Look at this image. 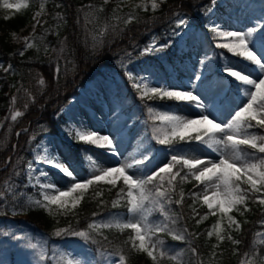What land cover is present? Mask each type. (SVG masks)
I'll return each mask as SVG.
<instances>
[{"label":"snow or ice","instance_id":"6c2138e0","mask_svg":"<svg viewBox=\"0 0 264 264\" xmlns=\"http://www.w3.org/2000/svg\"><path fill=\"white\" fill-rule=\"evenodd\" d=\"M128 0H120V3ZM48 0H41L39 11L35 13L33 19L36 25L41 23V18L46 13V4ZM111 0H102V6L95 9L99 13L106 14V8ZM220 0H210V4L204 5L199 2L193 4L188 0L187 5L194 8H201L202 14L208 23L205 25L211 38H226L227 42L216 43L218 49H226L227 53L234 57L241 58L253 67L258 76L253 78L249 73L236 69L230 62L221 65V71L224 73V79H230L237 84V93L242 94L240 104L232 109L230 119L227 121L220 119L215 115L217 108V97L222 94L214 87L209 79L212 71V60L204 55L198 60L199 67L191 71L188 85L178 84L175 88L169 87L167 83L156 84L150 79L153 75L143 76L140 73H133L130 64L134 62L132 51L122 50L123 56L118 54L119 66L123 69L129 84L135 93L136 99L142 102L152 100H170L197 110V118H185L177 114H170L169 111L157 112L152 106L144 105L147 113L150 114L144 121L152 123L149 127L152 130V139L159 145L168 146L166 151V162L154 165L149 168L152 154L148 152L141 158H132L121 160L119 151L123 135L126 128H131L132 124L124 120L126 115V106L129 97L121 95L118 91L112 96H105V105L108 109L109 122L112 125L108 134H100L93 130H85L83 125L77 127L69 124L64 131L70 139L76 142H82L93 148L104 149L107 154L116 159L117 166L101 167L92 155L87 152L84 157L89 165L88 177L78 180L75 169L70 163L60 158L59 152L54 147H50L44 141L32 147V159L27 160L23 167H20L24 157H19L13 163V158L9 156L0 167V171L11 168L7 179L3 181V190H0V212L7 214L8 206L11 204L12 211L15 213L19 208L21 212L31 208H40L49 214L68 215L80 205L85 194L94 190V198L101 197L103 191L99 190L101 185H107L108 190L117 189L116 199L111 201V208L117 209L123 207L126 214L121 212H109L107 217L101 221H93L88 224L86 230H76L71 225L65 228H57L52 235L56 237L79 238L85 245H97L91 256H84L83 259L69 256L66 253L59 254V261L62 264H128L129 256L125 254L123 247H117L109 251L104 241L111 244L107 236L103 235L102 230H115L119 233L130 232L124 244L129 246L130 252L143 254L151 261V264H164L165 261L171 264H202L198 258L200 253L196 246H193V240L196 234L189 232L187 227H177L178 220L184 219L181 214L175 211V207L182 206L185 202V191L180 187L177 193V185L185 182L194 181V187L203 186V191H193L189 195L193 204L200 201L207 207V213L196 220L199 225L201 221L206 220L208 215L217 217L216 222L207 231V236H215L217 243L211 245L212 257L216 256V249L220 247L225 240L231 242L234 246H239L243 241L234 238L231 231L240 232L242 225L236 219L233 212L241 217L245 213L253 211L250 204L258 205L264 209V38H253L256 33H264V10L261 11L260 18L257 19L255 27L247 31L227 30L221 25L215 24L211 20V15L215 12ZM152 10L160 7L157 0H140L135 5L136 9ZM63 7L62 5H54ZM29 7L28 0H0V9L6 12L18 13L22 9ZM90 10L93 5L87 6ZM119 9L112 8L111 12L115 14ZM86 16L92 15L89 11ZM176 19L173 27L168 33L169 38L166 42H159L160 37L153 33L149 41L143 46H138L133 37H129L133 50L138 48L139 56L154 55L163 56L169 49L175 46L178 39H183L189 35L188 28L190 18L184 13H175ZM8 19V16L4 17ZM58 19H64L57 13ZM120 20V17H115ZM79 22V21H77ZM140 17L135 11L130 12L123 20V28L118 24H105L98 34H93L90 46V58H99L104 53L106 46L114 44L118 38L126 34V29L131 31L128 26L139 23ZM153 23L156 18L153 17ZM34 25V32L35 27ZM59 35V33H57ZM193 44L199 39V36L193 34ZM110 38V39H109ZM24 49L36 48L28 37H24ZM43 43V37L40 38ZM86 42V47H87ZM187 46V44L185 45ZM64 41H61L59 51H65ZM24 49L17 53L23 57ZM39 51V49H37ZM53 51H56L53 49ZM44 52L48 48L44 46ZM222 59H226L224 53L218 54ZM127 58V59H125ZM54 80H59L60 76L65 74L58 62L55 64L49 61ZM4 72L13 71V66L9 64L5 67L0 64ZM172 72L179 69V65H171ZM185 70L187 66L185 65ZM147 71V70H145ZM171 75V72L166 73ZM223 82L222 80L220 81ZM44 83L43 80L40 81ZM103 91V89H101ZM16 101L12 97V103ZM219 103L222 105L223 100ZM100 109L101 116L104 114L103 107ZM21 111H12L10 119L16 122L21 117ZM57 115H60L58 112ZM3 125L0 124V127ZM42 129L43 125H40ZM260 131H256V130ZM29 129L24 128L17 131L19 137L22 132L27 133ZM36 137L29 138L28 143L32 144ZM192 141L197 142L196 147H174L181 142L190 145ZM201 146H204L201 148ZM13 149L16 145L12 146ZM211 150L218 159L201 158L194 153L198 151ZM147 162V163H146ZM58 171L64 177L70 180L68 187L61 190L57 185L48 179L50 173L47 169ZM24 177V189L28 187L39 188L41 190V199L28 198V202H22L24 192L20 190V185L16 181ZM35 179V183H33ZM178 196V198H176ZM11 198V199H9ZM105 201L99 200V205L104 206ZM192 208L193 219L199 213ZM55 208V213L53 209ZM93 216L98 213L93 212ZM261 225H264V213L261 214ZM244 223H247L245 220ZM226 224V228H225ZM95 233V235H93ZM0 234L7 237V231L0 230ZM264 235V233H257ZM101 239H97V237ZM13 239L19 241L21 237L12 234ZM163 237H170L172 241L187 244L186 249L174 250L166 244ZM35 250L38 245L32 243L28 245ZM44 244L39 245L38 259L40 264H48L44 258ZM233 254L242 255L243 259L239 264H264V248L257 249L254 245L247 248L243 253L239 249L233 248ZM0 264L3 261L0 260ZM215 264V261H210Z\"/></svg>","mask_w":264,"mask_h":264},{"label":"trees","instance_id":"16d2710c","mask_svg":"<svg viewBox=\"0 0 264 264\" xmlns=\"http://www.w3.org/2000/svg\"><path fill=\"white\" fill-rule=\"evenodd\" d=\"M252 1L264 10V0ZM40 2L41 0H28L29 7L27 9H22L18 13L11 12L8 19L0 14V64L5 67L9 64L13 66V71L7 73L2 68L0 69V124L3 125L0 127V167L3 166V162L9 156L13 158V163L19 157H24V161L20 166L23 167L27 160L32 159V147L40 143L46 135L57 136L65 148L76 149L78 147L76 141L70 139L64 131L68 125L61 111L69 100L78 93L79 88L84 87L87 82L97 76L113 80L117 91L121 95L129 97L125 109L127 115L133 109H136L148 119L149 114H147L144 105L151 106L153 101L146 100L142 105V102L136 99L137 93L134 92L123 69L119 66L118 54L123 56L122 50L125 49L133 52L134 62L129 65L133 73L142 74L144 70H151L155 67L166 71L171 69L174 60H183L186 56L190 57L196 42L193 44V34L190 33L185 39L184 45L187 44V46H185L182 55L176 54L171 48L160 57L154 55L140 57L138 48L133 50L128 38L133 37L138 46H143L149 41L150 36L155 33L157 37L161 38L159 42H166L169 38L168 33L171 31L173 22L176 19L175 13H184L190 18L189 28L208 31L205 27L208 21L202 14L201 8L181 7V5H187L188 0H157L160 7L152 10L149 4L147 11L136 9L135 5L121 4L120 0H111L109 5L104 6L106 14L95 11V9L102 6V0H48L44 22L38 25L35 32L29 37L37 47L24 49V43L13 44L11 34L17 32L29 22ZM197 2L204 5L210 4V0H191L193 4ZM118 4L119 9L113 14L111 9L116 8ZM54 5H62L63 7H55ZM88 5H93L94 9L90 10L87 7ZM230 5V1L226 2L225 5H218L214 12V18L217 20L223 18ZM89 11L92 12V15L86 16L85 14ZM133 11L139 15L140 22L128 26L131 31L126 29V34L118 38L114 44L106 46L104 53L99 58H90L92 35L98 34L106 23L118 24L119 27L123 28L122 20ZM57 13L64 19H58ZM115 17H120V20L115 19ZM153 17L156 18L155 23L152 22ZM41 37H43V43H41ZM61 41H64L66 46L65 51L62 53L59 51ZM45 45L48 48L47 53L44 52ZM22 49L25 51L23 57L15 54ZM53 49L56 51H53ZM230 58L238 59L235 57ZM49 61H52L53 64L58 62L62 71L65 72L58 81L53 78ZM41 80L44 81L43 84L40 83ZM12 97L16 98L14 104L12 103ZM160 103L171 104L168 100H160ZM14 110L23 113L21 117L17 118L16 122H12L10 119L11 112ZM58 112L60 115H57ZM155 114L154 112L152 115ZM151 122V120L148 121V123ZM40 125H43L44 128L39 127ZM24 128L29 129V131L27 133L22 132L17 137L16 132L22 131ZM256 131L260 130L257 129ZM32 136H35L36 139L32 144H29V138ZM180 144L184 145L183 142L177 145ZM13 145H16L15 149H13ZM10 172V167L7 170L0 171V190H3V181L7 179ZM23 180L24 177L21 176L16 181L20 185V190L24 192L22 202L27 203L29 197L41 199L42 196L37 188L34 189L30 186L26 190L24 189ZM194 183V181H190L177 185V193L180 187H183L185 191V202L182 206L175 207V211L184 217V219L178 220L177 227H187L189 232L196 234L193 246L198 248L200 255L194 259H199L202 264H210V261H215V264H239L243 257L242 255L233 254V248L238 247L239 253H243L253 245L257 249L264 248V240H257V233H264V225L260 223L264 209H260L258 205L250 204L253 211L245 213L243 217L236 212L232 213L241 222L242 228L240 232L231 231V234L234 238L241 239L243 243L234 246L231 242L225 240L215 250L216 256L213 258L211 245L217 243V241L215 236L209 238L207 231L211 229L217 217L208 215L206 220L201 221L199 225L196 224L195 221L207 213V207L200 201L193 204L189 194L193 191H203L202 185L196 188ZM108 187L107 185L100 186L99 190L103 191L101 197L94 198V190L86 193L80 205L74 210L75 215L72 213L68 215L49 214L40 208H31L23 212L17 208L14 213L11 204H9L7 214L0 212V230L7 231L9 235L5 237L0 234V241L10 240L12 234H15V230H28L29 232L46 235L51 246L73 241L94 251L98 247L97 245H85L79 238L56 237L52 233L57 228H65L69 225L76 230H86L89 223L94 220L101 221L107 217L109 212L126 214V209L123 207L111 208V201L117 198L115 195L117 189L109 191ZM101 199L106 202L104 206L99 205ZM189 205H192L199 213L195 219H193L192 208ZM53 212L55 213V208ZM93 212L98 213V215L93 216ZM245 220L247 223H244ZM102 232L111 241V244L104 241L105 247L109 251L117 247H123L125 254L129 256L128 264H151V261L145 255L130 252L129 246L124 244L130 232L119 233L114 229H104ZM163 238L166 240V244L173 247L174 250L187 248V244L172 241L170 237ZM97 239L101 238L98 236ZM164 264H171V262L165 261Z\"/></svg>","mask_w":264,"mask_h":264},{"label":"rangeland","instance_id":"374dc122","mask_svg":"<svg viewBox=\"0 0 264 264\" xmlns=\"http://www.w3.org/2000/svg\"><path fill=\"white\" fill-rule=\"evenodd\" d=\"M226 1L228 0H220L219 4L223 5ZM125 3L126 5H136L140 3V0H128V2ZM260 8L262 7H258L252 0H233L230 8L227 9V12L222 19H214L213 13L211 15V20L215 24L221 25L223 29L247 31L249 28L255 27L257 19L261 16L262 9ZM37 11H39V7L36 8L31 20L24 27L11 34V42L13 44H22L24 43V37L29 38L31 36L34 31V25H36V21L33 17ZM0 14L2 16H8L10 12L0 9ZM45 16L46 13L41 18L40 24L43 23ZM37 26L38 25H36V27ZM194 34L199 36V39L197 40V46L195 47L192 56L185 58L182 62H176V65H179L178 70L179 73L182 74L181 77H178L176 72H171V75L166 74L169 71H161V73L159 69H155L152 72L144 70L141 75L148 76L152 73L153 75L150 76V79L153 83L161 85L167 83L169 87L172 88H175L181 83L186 86L189 83L191 71L199 67L197 63L198 60L207 54V56L212 60V71H214V74L210 76L209 79L212 81L218 92L222 91V94L217 97L218 110L215 115L220 117V119L227 121V119H230L232 109L236 108L240 104L242 94L237 93L236 83H233L230 79H224V73L221 71V65L223 63L230 62L236 69L243 70L245 73L251 74L253 78L258 76V72L241 58L235 57L238 59H231L230 57H233V55L227 53L226 49H218L215 47L216 43L227 42L226 38H216L213 40L210 33L202 30H195ZM184 38L185 36L183 39ZM253 38H264V33H260L259 37H257L256 33H254ZM183 39H178L176 46L172 48L176 54H181L180 52L184 50ZM219 53H224L226 59H222L218 55ZM185 65L187 66V70H185ZM221 80L223 81L222 83L220 82ZM115 88V83L111 79L96 77L92 81L88 82L63 109V115L65 116L67 123L74 124L79 127L83 121L84 125L89 130L96 128V123L101 124V128H103L104 131L99 132L96 130V132L100 134H108L106 131H110L112 125L109 122L108 109L104 106L105 96H112L113 93L117 92V89ZM101 89H103V91H101ZM220 100L224 101L222 105L219 103ZM154 101L157 102L158 100ZM156 102L153 103L155 112L169 111L170 114L182 115L183 112L190 108L186 104L178 103L176 101H170L173 104V108L172 106ZM102 106H104V114L101 116L100 109ZM137 114H139V112L136 110L132 111L130 115L131 120L128 122L132 124L137 118ZM195 117L197 118V115H195ZM124 120H128V117L125 116ZM147 132L148 131L143 119L135 126L125 129L122 139V143H124L125 146L120 150L122 154L120 157L121 160L130 161L132 158H141L142 155L151 152L152 158L150 163H148L149 168L166 162L165 153L168 150V147L166 145L154 144L155 140L152 139V135L145 138ZM42 141L49 144L50 147H54L55 150L59 152L60 158L71 164L72 168L75 169L78 180H83L88 177L89 165L84 157L85 152L92 155L93 159L96 160L98 165L101 167L117 166L116 160L111 155L107 154L104 149L93 148L92 146L82 143L84 146L79 148L80 156L79 159H76L73 153L69 152L60 144L58 138L44 137ZM196 145L197 142L193 141L190 145H185L184 147H196ZM203 147L204 146H201V148ZM194 154L200 156L201 158H208L210 156L212 159H218L217 155L212 153L211 150L198 151ZM66 155H68L67 158H65ZM80 161H82L81 164H79ZM47 171L50 173L48 179L53 178L57 183L56 185H58L61 190H65L68 187L70 183L68 178L51 168L47 169ZM15 232V236L21 237L19 241L12 238L11 241L8 240L0 242V260L3 261V264H40L38 259L40 244L45 245L44 258L48 264H62V262L58 259L60 253H66L69 256H75L79 259H83L84 256H91L93 253L92 251L85 249L81 244L73 242L66 243L64 246H55L53 247V251L50 252L49 242L44 235H34L27 232H19L17 230H15ZM258 238L259 240H264V235H260ZM32 243L37 244L38 248L33 250L28 247V245Z\"/></svg>","mask_w":264,"mask_h":264},{"label":"bare ground","instance_id":"6f19581e","mask_svg":"<svg viewBox=\"0 0 264 264\" xmlns=\"http://www.w3.org/2000/svg\"><path fill=\"white\" fill-rule=\"evenodd\" d=\"M198 113H197V110L196 109H194V108H188L185 112H183V114L182 115H180V116H182V117H185V118H196L195 117V115H197ZM81 125H83V127H84V129L85 130H89L85 125H84V123H83V121H82V124ZM101 124H97L96 123V128H94V129H91V130H93V131H96V130H98L99 132H103L104 130H103V128H101ZM95 127V126H94ZM106 132H108L109 133V131H106ZM125 146V144L124 143H121V145H120V148H119V151L123 148ZM67 156L68 155H66L65 156V158H67ZM115 159V158H114ZM63 160V159H62ZM116 160V159H115ZM114 160V161H115ZM65 162H67L66 160H64ZM68 163V162H67ZM49 180H51L52 182H54L55 184H57L55 181H54V179L53 178H51V179H49ZM57 187H58V185H57Z\"/></svg>","mask_w":264,"mask_h":264}]
</instances>
